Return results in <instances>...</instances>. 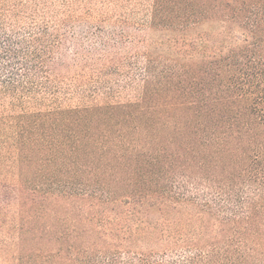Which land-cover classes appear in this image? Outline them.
Masks as SVG:
<instances>
[{
	"label": "trees",
	"instance_id": "1",
	"mask_svg": "<svg viewBox=\"0 0 264 264\" xmlns=\"http://www.w3.org/2000/svg\"><path fill=\"white\" fill-rule=\"evenodd\" d=\"M105 5L0 0V264H264V0Z\"/></svg>",
	"mask_w": 264,
	"mask_h": 264
},
{
	"label": "rangeland",
	"instance_id": "2",
	"mask_svg": "<svg viewBox=\"0 0 264 264\" xmlns=\"http://www.w3.org/2000/svg\"><path fill=\"white\" fill-rule=\"evenodd\" d=\"M103 1V0H102ZM106 1V5L104 8L103 16H106L109 20V22H113L116 26V23L119 22V26L122 22L127 21L129 25L133 26L130 28L132 32H135L136 30H141L144 26L149 25L151 20V12H152V6L154 0H104ZM103 12V11H102ZM36 14L33 16H27L21 23H19V26L23 27L25 26L26 29L31 30L35 27L39 26H49L50 31L49 34L53 33L55 30H57L59 24L65 19H63V15H57L53 13H48L47 15L42 14ZM96 24V23H95ZM107 25H101L98 28L97 27H90V28H80L77 27L74 30L75 35H79L82 38H85L87 41V46H92L95 44V42H99V39L97 36L99 34H107V32L110 31V29H106ZM113 28H111L112 30ZM71 32V30H69ZM139 33V31H136ZM73 33V32H72ZM132 64L131 67L124 68L128 72H132L133 75H137V69L143 68L145 66V60L143 57L136 58H129L127 59V65L129 66ZM124 72V71H123ZM118 76H115L113 82ZM113 79V78H112ZM138 79V83H139ZM121 92V93H120ZM116 95L120 96V98H116L118 100H129V98H134L133 93L130 92V89H124L121 88V90L118 93V90L116 89ZM72 99L59 101L60 105L63 107L73 106V105H88L92 103H103L107 101V99L104 98H97L96 101L91 100L90 97L88 99L85 98V100L79 99L78 96L76 97H70ZM104 100V101H103ZM31 107V106H30ZM35 108H44L40 106H34L31 107L30 110L34 111Z\"/></svg>",
	"mask_w": 264,
	"mask_h": 264
}]
</instances>
